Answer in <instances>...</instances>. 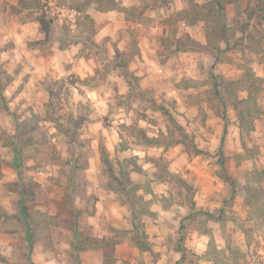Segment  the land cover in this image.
I'll list each match as a JSON object with an SVG mask.
<instances>
[{"label":"rangeland","instance_id":"374dc122","mask_svg":"<svg viewBox=\"0 0 264 264\" xmlns=\"http://www.w3.org/2000/svg\"><path fill=\"white\" fill-rule=\"evenodd\" d=\"M262 115L264 1L0 0V264L246 263Z\"/></svg>","mask_w":264,"mask_h":264},{"label":"crops","instance_id":"0c3cea01","mask_svg":"<svg viewBox=\"0 0 264 264\" xmlns=\"http://www.w3.org/2000/svg\"><path fill=\"white\" fill-rule=\"evenodd\" d=\"M262 120H256L255 124H254V134L256 135V138L259 141H264V115H262ZM260 145V144H259ZM260 150H263L264 152V146H260ZM252 159V166L250 169H248L249 171H243V174H247V172H249L252 176H258L260 177L259 182H257L256 184L258 185V190L260 193H262V191H264V153H260L258 154V156L251 158ZM256 165V166H254ZM243 167H241L240 169L243 170ZM246 172V173H245ZM253 185V183H251ZM221 188V185H220ZM218 192H220V189H215ZM210 192L211 191L210 189ZM217 196V195H216ZM218 197H220V194H218ZM241 202H243V213L246 214L247 209L245 210V207L248 208V210H250L251 206H249L248 204H244L245 201H247L245 196H242L240 199ZM245 218V217H244ZM230 222L229 220L226 221V225L225 227V231L223 233V227L222 230L215 232V234H219V238L223 239L226 238L229 239L231 236L229 235V233H232V230L229 229L231 228L229 225ZM242 235V236H241ZM241 235H237L239 240H245V235L244 233H242ZM233 236V235H232ZM263 238V237H262ZM215 239H218V237H215ZM264 239V238H263ZM189 240V253H192L191 257H195V262L193 264H217L215 261H213L210 256L211 253L209 251V246H210V242L212 240V237L210 236V234H207L205 232H202L200 230H195L193 231L192 237L188 238ZM223 247H220V249ZM219 249V247H218ZM219 249V250H220ZM173 252H175V250H173ZM252 254L249 256L248 261L242 262L241 264H264V246H255L254 249L251 252ZM177 254V253H176ZM192 264V263H190Z\"/></svg>","mask_w":264,"mask_h":264},{"label":"trees","instance_id":"16d2710c","mask_svg":"<svg viewBox=\"0 0 264 264\" xmlns=\"http://www.w3.org/2000/svg\"><path fill=\"white\" fill-rule=\"evenodd\" d=\"M261 2H263L264 0H260ZM9 139V138H8ZM10 140V139H9ZM18 154V153H17ZM105 160L107 161L108 159H107V157L105 158ZM18 161H19V156H18V158H16L15 160H14V166L16 167V168H20V165H19V163H18ZM25 192V190L23 191V193ZM22 216H23V218L25 219V220H27V215H26V208L24 207L23 209H22Z\"/></svg>","mask_w":264,"mask_h":264}]
</instances>
